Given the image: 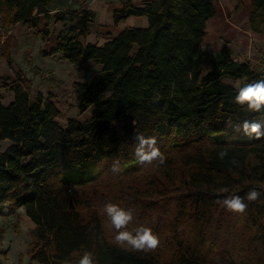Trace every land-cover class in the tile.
Instances as JSON below:
<instances>
[{"label": "trees", "instance_id": "trees-1", "mask_svg": "<svg viewBox=\"0 0 264 264\" xmlns=\"http://www.w3.org/2000/svg\"><path fill=\"white\" fill-rule=\"evenodd\" d=\"M241 6L236 0L234 12ZM51 11L63 27L55 46L42 53H60L76 69L93 63L99 70L73 89L77 109L90 116L66 123L42 92L32 96L25 72L2 78L0 216L22 208L35 223L29 259L78 264L87 251L97 264H264V138L237 130L245 120L264 125V111L234 100L239 88L264 73L225 45L205 56L214 0L125 1L114 10V22L143 15L147 25L125 28L101 45L80 40L94 12L73 8L70 0H0V55L7 63L13 62L9 31L18 23L36 28ZM248 26L262 31L264 0H251ZM42 30L44 38L50 34L47 25ZM225 76L243 81L237 87ZM2 87L13 93L8 103ZM139 133L156 137L164 165L138 162ZM222 150L224 160L217 155ZM113 161L121 166L118 175L111 172ZM253 189L261 196L248 201ZM233 195L247 204L244 214L218 203ZM108 202L131 209L128 230L152 228L159 247L144 252L117 245L104 213ZM12 222L20 233L17 217ZM3 234L0 227V239Z\"/></svg>", "mask_w": 264, "mask_h": 264}, {"label": "rangeland", "instance_id": "rangeland-1", "mask_svg": "<svg viewBox=\"0 0 264 264\" xmlns=\"http://www.w3.org/2000/svg\"><path fill=\"white\" fill-rule=\"evenodd\" d=\"M230 3L232 4L231 7ZM235 4L236 0H215V7H217L218 15H222L223 25L222 28L217 30L216 34L211 27L208 28L203 41L205 56H213L219 45L223 43L222 46L229 47L234 57L239 60H248L258 71L264 73V26L260 33L251 34L252 36L248 37V25L234 24L232 21ZM36 28L30 30L23 24H16L9 31L13 62L7 63L6 58L0 55V85L2 78L10 77L9 81L14 80L17 79L19 71H23L32 81V96H35L37 92H42L44 97L52 100L60 110L59 115L56 117L59 122L66 123L69 119L86 120L91 111L79 112L75 105L73 89L76 82L89 81L92 75L99 70V67L90 63L87 69H76L60 53L47 55L42 53L43 50H49L48 44H45L48 36L44 38L43 30L41 29L39 34L36 32ZM204 65L207 68L209 67L207 63H204ZM223 80L238 87L243 78L235 80L225 76ZM1 91L4 93L3 102H10L13 93L4 90L3 87ZM7 145L8 141H3L1 148L4 149ZM9 224L14 229L13 222L10 221ZM0 227L5 232L6 226ZM27 234L33 240L31 229L28 230ZM0 255L6 259L7 254L4 251V246L0 247ZM23 255L17 256L19 263H22Z\"/></svg>", "mask_w": 264, "mask_h": 264}, {"label": "clouds", "instance_id": "clouds-1", "mask_svg": "<svg viewBox=\"0 0 264 264\" xmlns=\"http://www.w3.org/2000/svg\"><path fill=\"white\" fill-rule=\"evenodd\" d=\"M234 100L239 105H246L252 112L264 111V79L247 83L239 88ZM237 130L248 137L255 139L264 138V125L259 122L245 120L239 125ZM134 140V155L140 164H153L155 161L157 166H161L166 163L165 155L157 147L155 136H146L139 133L135 135ZM217 155L220 160H224L228 156V152L227 150H222ZM231 163L238 165V161L235 159H232ZM111 172L114 175H118L121 172L119 161H113ZM220 191L228 192V188H222ZM260 196L261 193L255 189L246 193L248 201H256ZM218 203L228 211L238 214H244L247 210V204L239 195L225 197ZM104 213L116 230L114 240L117 245L144 252H154L159 247V237L152 228L140 225L133 231L128 230V225L133 221V211L131 209H125L119 204L108 202L104 205ZM78 264H97V261L93 253L85 251L79 258Z\"/></svg>", "mask_w": 264, "mask_h": 264}, {"label": "crops", "instance_id": "crops-1", "mask_svg": "<svg viewBox=\"0 0 264 264\" xmlns=\"http://www.w3.org/2000/svg\"><path fill=\"white\" fill-rule=\"evenodd\" d=\"M130 1L135 6H141L147 0H70V4L73 8L91 10L94 12V20L90 24V31L86 37H80L82 42H91L97 43L99 45L103 44L108 39L117 35L120 31L128 27L141 26L144 27L147 25V17L140 15H131L127 18L120 20L115 23L113 20V12L117 7H120L123 2ZM230 1V0H229ZM233 1V0H232ZM215 3V0H214ZM230 3V7H231ZM236 5V4H235ZM234 5V7H235ZM251 9V0H242L241 8L234 13L233 23L234 24H244L248 25V16ZM234 10V9H233ZM55 11H51L49 16L41 15L39 18L38 27L36 28L39 33L45 25L50 29V34L48 35L47 43L48 49H51L56 44V36L58 32L62 29L63 24L61 22H55L53 20V14ZM222 15H218L217 7L216 14L209 18L206 22V33L207 30L211 27L214 33H217L219 28H222L223 21L221 18ZM19 25H22L18 23ZM230 24V23H227ZM40 25V27H39ZM26 26V25H25ZM27 27V26H26ZM54 27V28H53ZM249 27V26H248ZM29 28V27H27ZM30 30L33 28H29ZM54 31V33H53ZM248 37L252 36L251 34H258L248 29ZM213 33V36H214ZM35 34V33H34ZM40 34V33H39ZM203 44V42H202ZM223 43L219 45L217 50L222 48ZM15 217L18 218V223L20 227V233H16L13 227L9 224L10 221H13ZM13 216H0V226H6L4 235L0 240V247L4 246V251L6 252V259L0 255V264H40L35 260L28 259L29 257L25 254L28 242L32 239L29 237L28 230H32L35 227V223L26 215L24 209L20 208L17 214ZM5 220V222H4ZM11 227V228H10ZM24 254L22 257V263H19L17 256ZM17 260V261H16Z\"/></svg>", "mask_w": 264, "mask_h": 264}]
</instances>
